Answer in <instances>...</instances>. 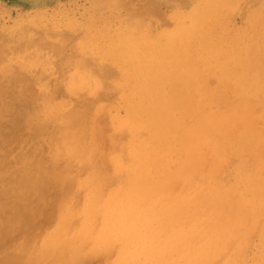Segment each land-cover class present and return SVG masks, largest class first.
Returning <instances> with one entry per match:
<instances>
[{
    "label": "bare ground",
    "instance_id": "obj_1",
    "mask_svg": "<svg viewBox=\"0 0 264 264\" xmlns=\"http://www.w3.org/2000/svg\"><path fill=\"white\" fill-rule=\"evenodd\" d=\"M191 13L198 22L209 15L206 10L198 9ZM246 19L248 27H244L230 45H217L211 53L204 50L201 55L193 51L191 28H186L183 22L179 21L173 30L152 34L147 21L141 20L143 23H136L137 27L112 43L118 52L110 54L119 53L116 63L124 74L125 83L106 86L100 95L82 96L71 109L59 110L57 106L61 105L52 102L63 91L62 87V91L57 89V85L53 92L48 89L43 99L35 101L33 97L30 101L24 96L32 84L30 75L0 82L1 148L4 141L11 145L50 134L56 139V145L61 142L58 148L55 145L57 149L64 148L63 152L67 149L72 154L88 155L90 160L92 157L95 160V142L92 139L87 148L82 146L84 130L81 128L90 126L91 115L102 110L97 102L111 99L116 92L123 100L125 114L123 118H115L139 137L128 149L127 154L133 160L131 164L126 162L124 155L114 157V168L124 176L126 183L103 193L100 175L97 171L93 173L87 181L91 185V197L85 206L82 204V209L79 207L81 210L70 212L72 218L84 213L81 225L72 233L61 232L56 227L58 232L44 241L46 244L41 250L47 254L45 256L51 255L57 247L61 252L67 248L68 255L72 247L71 262H75L80 259L79 250L85 248L84 243H92L94 248L100 245V250L115 247L116 241H120L114 264H215L219 258L216 256L226 254L232 246L223 264H246L240 247L249 243L247 231L251 227L253 231L254 225L264 227V161L262 156L255 157L257 143L264 141V136L262 141L258 140L254 133L259 128L255 129L256 122L252 120V132L249 122L253 115L258 117L259 111V116L264 118V63L260 62L264 61V46L256 43L255 34L249 35L259 32L254 29L258 13L253 19ZM245 34L248 37L242 38ZM39 44L51 46L45 40ZM52 48L60 59V66L70 63L71 52H67L64 43ZM106 70L107 74L113 73L110 68ZM30 103H33L32 108ZM252 105L259 111L254 113L251 108L253 114L249 112ZM92 109L95 114L91 113ZM58 119L62 120L56 122ZM258 119L259 125L262 120ZM239 123H244L242 128ZM234 124L238 126L235 129L241 130L232 128L233 134L240 132L231 133V137L229 129ZM57 140H60L58 144ZM205 146L210 149L207 155ZM4 148L9 151V146ZM6 152L0 156H5ZM56 152L62 154V150ZM230 155L238 169L232 182L221 184L215 174ZM207 158L211 162H207L203 170L201 166ZM16 162L24 163L20 171L33 177L34 182L29 186L34 184L38 190L43 178L29 173L37 159L23 153L18 155ZM72 164L70 161L63 163L62 172ZM5 180L6 177L0 176L1 187ZM178 185L180 189L175 192ZM34 188L27 193L34 192ZM10 194L12 192L6 188L0 196V239L6 235L9 239L16 230L30 232L22 220L21 209L10 200ZM71 209L74 208L71 206ZM71 220L68 216L63 218L62 230L70 226ZM78 220L75 218L71 222L75 224L80 222ZM9 240L10 243L14 241ZM2 241L9 243L6 239ZM29 241L27 247L34 242ZM41 255L38 253L30 259L36 264ZM60 257L52 263L56 264ZM68 257L64 264L69 261ZM20 258L9 253L0 257V264H26ZM253 264H264V253Z\"/></svg>",
    "mask_w": 264,
    "mask_h": 264
},
{
    "label": "rangeland",
    "instance_id": "obj_2",
    "mask_svg": "<svg viewBox=\"0 0 264 264\" xmlns=\"http://www.w3.org/2000/svg\"><path fill=\"white\" fill-rule=\"evenodd\" d=\"M206 6L209 8L205 9ZM195 9L206 10L209 15L198 22L191 13ZM257 13L259 20L255 23L254 29L259 32H250L249 35L255 34L256 43L264 46V0H0V82H10L14 76L30 75L33 80L30 81L32 84L29 82L28 85L31 84L32 92L27 85L29 89L24 96L29 97L28 99L34 97L37 101L38 98H44L42 96L48 93L46 92L48 89L53 92L52 89L58 86L57 89H61V91L63 88V94L61 93L57 98L55 96L56 99H53L52 102L61 105H59L61 108L57 106L59 110L71 109L82 96L100 95L105 92L106 86L125 83L124 74L116 63L119 53L116 54L117 57L110 54V52H118L115 48L117 46L114 47L112 43L114 39L117 41L120 35H126V32L137 27L136 23H143L140 22L141 20L147 21L152 34L173 30L179 21L183 22L186 28H191L189 36L193 51L201 55L204 50L206 53H211V50L217 45H230V41L237 38L244 27H248L249 22L246 18L253 19L254 14ZM260 22L261 26L259 25ZM246 37H248L247 34L242 36V38ZM42 40L47 41L51 46L40 45ZM58 43H64L69 50L67 52H71L69 54L73 58H71L70 63H63V66L58 64L60 59L52 48ZM205 44L207 45L206 48H204ZM260 62L264 63V61ZM109 68L112 69L113 73H106V69ZM29 93L31 96L28 95ZM100 100L97 105H101L102 110L100 108L99 113L94 111L97 113L95 114L92 109L91 113L95 115H91V119H89L90 126L81 128L84 130L82 146L86 147L93 139L98 149V151L95 149V160L92 157L93 161L89 159L88 155L81 157L82 155L72 154L67 149V152H63L64 148L57 149L61 142L59 143L60 140H57V144H59L56 145V139L53 140L50 134L11 145H6L4 141L2 148L0 145V154H5L7 151L5 156H0V176L6 177L4 186H0V196L4 194L6 188L12 192L10 200L21 209L22 220L30 231L27 232V229L24 231L16 230L12 237L9 235V239L14 240L12 243L7 239L8 235L4 236L3 239L4 241L5 239L9 240V243H3L1 238L0 257L14 253L21 257V261H26V264L28 258L30 259L31 256L38 253L42 255L41 258L37 257L38 261L35 259L36 264H40L45 258L43 264H48L47 261L49 263L51 261L50 264H55L52 263L53 260L59 259L60 255V260H57L56 264H64L68 255L70 257H68L67 264H114L118 258L121 247L120 241H116L115 247L100 250L98 249L100 245L94 248L92 243H87V245L84 243L85 248L79 250L80 259L75 262H71L74 257V251H72L74 248L72 247H69L70 253L68 252V255L65 252L68 250L67 248L61 252L60 248L57 247L58 251H51L50 256H45L47 254L41 250L46 244L44 241L50 234L57 233L58 230L72 233L76 227L81 225L85 217L84 213H78L72 218L73 214L70 212L79 207L82 209L88 198L91 197L92 189L87 181L93 173L96 171L99 173V184L104 190L103 193H106L110 188L126 183L123 179L124 176L114 168V157L124 155L126 162L131 164L133 160L127 154L128 149L138 141L139 137L128 126L119 123L115 118L116 116L123 118L125 114L120 94L118 95L116 92L111 99L103 98ZM29 105L31 108L33 107V103ZM249 108L248 111L251 113V108L253 111L255 110L254 113L258 110L253 105ZM40 113L43 114L42 111ZM259 113L260 111L257 113L258 117L255 114L253 118H249V122L252 132L254 127L252 122H256L254 124L255 129L258 131L259 128L260 132L258 131V134L254 129V134L258 140L261 138L260 141H262L264 118L259 116ZM258 118L262 120L259 121V125L258 120L260 119ZM61 120L58 119L56 122ZM236 124L230 127V135L232 128L236 131L242 128L244 123L242 125L239 123L238 126L240 127L235 129L238 127ZM21 127L22 130L26 129L22 123ZM0 139L3 140V137L0 136ZM257 145L259 146L255 147L258 151L261 149V153L259 155V152L254 149L255 157L262 156L261 159L264 161V154L262 153L264 141H258ZM6 146H9V151L4 148ZM206 146L204 149L207 150V153L205 152L207 155L210 149ZM55 148L58 151L62 150V154L65 153L66 156L56 152ZM23 153H28L31 159H37L29 173H35L43 178L42 186L38 190L34 184L29 186L34 182L33 177L22 174V170L20 171L24 163L16 162L18 155ZM228 158H230L228 161H222L225 162L223 165L221 163L222 167H219L217 174H215L221 184L232 182L238 169L234 157L230 155ZM209 159L203 162L201 166L203 170L206 163L211 162ZM66 161L73 163L72 167L66 168L67 171L62 172L60 167ZM60 174L63 178L59 176ZM27 187H35L34 192L31 189L32 192L28 194L27 191L30 188ZM179 189L180 185L176 189L174 188L175 192ZM82 204L84 205L82 206ZM71 206L74 209H71ZM67 216L70 217V220L72 219L71 221L78 218L80 222L74 224L70 221V226L62 230L61 222ZM250 224L249 227H251ZM261 226L259 225L258 228L257 225H254L256 228L253 227V231L252 227L248 229L249 243L240 247L246 264H253L256 258L264 253V227ZM29 240L34 242L30 243ZM28 241L29 247H27ZM86 246L88 247L87 250ZM232 248L233 246L231 250ZM231 250L229 249L226 254L217 255L216 257L219 258L217 259L218 262L215 259V264H223L226 260L224 258H227V254ZM95 253L96 255H94ZM55 256L57 257L55 258ZM89 258L91 259L89 260ZM28 264H34V260L31 261L30 259Z\"/></svg>",
    "mask_w": 264,
    "mask_h": 264
}]
</instances>
